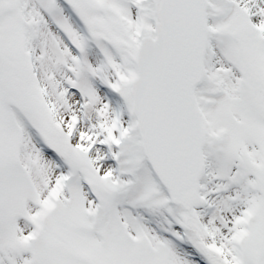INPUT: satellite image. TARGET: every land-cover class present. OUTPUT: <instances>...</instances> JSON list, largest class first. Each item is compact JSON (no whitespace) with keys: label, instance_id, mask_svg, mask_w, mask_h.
Here are the masks:
<instances>
[{"label":"snow or ice","instance_id":"1","mask_svg":"<svg viewBox=\"0 0 264 264\" xmlns=\"http://www.w3.org/2000/svg\"><path fill=\"white\" fill-rule=\"evenodd\" d=\"M0 264H264V0H0Z\"/></svg>","mask_w":264,"mask_h":264}]
</instances>
